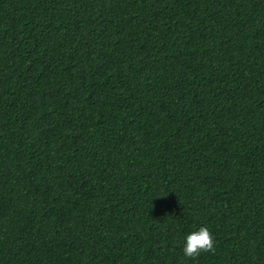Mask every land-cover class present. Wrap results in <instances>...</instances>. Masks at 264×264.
<instances>
[{"label": "trees", "instance_id": "obj_1", "mask_svg": "<svg viewBox=\"0 0 264 264\" xmlns=\"http://www.w3.org/2000/svg\"><path fill=\"white\" fill-rule=\"evenodd\" d=\"M0 264H264V0H0Z\"/></svg>", "mask_w": 264, "mask_h": 264}, {"label": "clouds", "instance_id": "obj_2", "mask_svg": "<svg viewBox=\"0 0 264 264\" xmlns=\"http://www.w3.org/2000/svg\"><path fill=\"white\" fill-rule=\"evenodd\" d=\"M214 239L207 226H201L185 235L182 251L186 257H196L213 249Z\"/></svg>", "mask_w": 264, "mask_h": 264}]
</instances>
